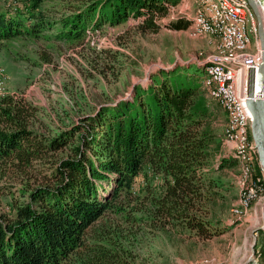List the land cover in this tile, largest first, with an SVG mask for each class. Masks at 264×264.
<instances>
[{"label": "trees", "instance_id": "1", "mask_svg": "<svg viewBox=\"0 0 264 264\" xmlns=\"http://www.w3.org/2000/svg\"><path fill=\"white\" fill-rule=\"evenodd\" d=\"M177 1L12 0L0 4V43L76 41L88 27L129 16L141 18L143 31L163 19L184 29L189 20L170 18ZM187 70H161L132 98L105 102L54 131L37 128L45 123L36 104L0 98V264H130L122 239L143 222L202 239L220 232L225 194L214 172L229 163L212 164L220 146L209 125L213 106ZM141 172L147 178L137 190ZM257 252L264 261V243Z\"/></svg>", "mask_w": 264, "mask_h": 264}, {"label": "rangeland", "instance_id": "2", "mask_svg": "<svg viewBox=\"0 0 264 264\" xmlns=\"http://www.w3.org/2000/svg\"><path fill=\"white\" fill-rule=\"evenodd\" d=\"M8 1L12 0H0V4L9 5ZM198 1L178 0L171 6L170 18L190 21L184 29H173L163 19L155 31H143L138 27L141 18L129 16L121 24L88 27L85 36L76 41L21 37L0 43V72L6 75L0 98L10 94L36 104L45 123L36 124L41 131L65 127L105 102L132 98L136 85L147 87L161 70L181 66L198 77L213 106L209 125L220 143L212 164L218 168L222 159L229 163L214 172L225 194L220 232L202 239L188 230L160 231L143 222L127 230L122 239L131 255L130 264H264L257 252L264 243L260 232L264 230V172L256 173L258 153L252 134L247 152L238 153L237 146L229 145L225 140L228 113L204 87L209 63L236 64L244 54L257 53L261 45L258 20L252 42L244 50L227 52L220 37L188 30ZM257 2L264 5V0ZM246 72H241V93L247 90ZM146 176L141 172L136 178L137 190ZM150 180L155 185L158 182ZM253 181L255 187L250 190ZM9 205L5 198L3 209L12 212Z\"/></svg>", "mask_w": 264, "mask_h": 264}, {"label": "bare ground", "instance_id": "3", "mask_svg": "<svg viewBox=\"0 0 264 264\" xmlns=\"http://www.w3.org/2000/svg\"><path fill=\"white\" fill-rule=\"evenodd\" d=\"M235 9V11H232ZM214 11V13L212 11ZM264 5L260 6L261 15L263 17ZM194 19L189 27L192 33H204L216 35L223 40L226 36V29L223 24H230L231 21H239L240 23V40L233 41V37L224 39V50L229 52L232 50H244L248 44L252 42L251 33H256L257 22L256 14L251 8L248 0H199L193 11ZM264 23V20H263ZM263 55L262 46H258L257 53L244 54L241 62L236 64H227L223 61L209 63L208 78L204 87L208 93L215 98L228 113V121L225 128V140L232 147L237 146L238 153L242 150L248 151L251 143V122L252 114L247 106L248 85L245 93H241L240 105L243 110H239L235 105V97H231V89L229 88V80L225 75V71L245 72L251 69L258 70V59ZM4 71V70H3ZM1 73V72H0ZM6 75L0 74V95L4 94ZM237 116V117H236ZM251 149V147H250Z\"/></svg>", "mask_w": 264, "mask_h": 264}, {"label": "water", "instance_id": "4", "mask_svg": "<svg viewBox=\"0 0 264 264\" xmlns=\"http://www.w3.org/2000/svg\"><path fill=\"white\" fill-rule=\"evenodd\" d=\"M248 1L257 16L263 55L258 70L251 69L248 73L247 106L253 117L251 122L252 138L257 149L259 165L264 172V23L260 11L261 5L257 0ZM261 207L264 212V200Z\"/></svg>", "mask_w": 264, "mask_h": 264}, {"label": "built area", "instance_id": "5", "mask_svg": "<svg viewBox=\"0 0 264 264\" xmlns=\"http://www.w3.org/2000/svg\"><path fill=\"white\" fill-rule=\"evenodd\" d=\"M208 3H210V0H208ZM232 11H235V9H232ZM212 12L214 13V11ZM215 17L217 18L216 15ZM223 26L226 29V36L223 37L222 42H224V39H226V37H233L234 43L241 41L240 40L241 30H240L239 21L230 20V24H223ZM255 59H258V67H259L262 61V57L255 58ZM225 75L226 77H228V80H229V88L231 89V97H235V105L237 107V114H238L239 110H243V105H240V98H245V97H241V89L243 87V75L241 74V72H233V71H225ZM254 187H255V182L253 181V185H250V190H253ZM244 197H245V193H244ZM243 204H244V200H243Z\"/></svg>", "mask_w": 264, "mask_h": 264}]
</instances>
